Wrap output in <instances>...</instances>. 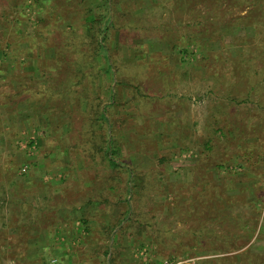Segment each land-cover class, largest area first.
<instances>
[{
	"label": "rangeland",
	"instance_id": "1",
	"mask_svg": "<svg viewBox=\"0 0 264 264\" xmlns=\"http://www.w3.org/2000/svg\"><path fill=\"white\" fill-rule=\"evenodd\" d=\"M104 1L0 0V264H264V0Z\"/></svg>",
	"mask_w": 264,
	"mask_h": 264
},
{
	"label": "trees",
	"instance_id": "2",
	"mask_svg": "<svg viewBox=\"0 0 264 264\" xmlns=\"http://www.w3.org/2000/svg\"><path fill=\"white\" fill-rule=\"evenodd\" d=\"M194 1V2H193ZM199 0H186L185 1V3L186 4H193V3H199L198 2ZM253 4L254 5H258V6H260V7H263V3H261V0H253ZM99 7V12L101 13L100 14V18L99 19H96V20H92V21H97V22H100V21H102V23L104 22L105 23V26H104V28H102V29H100V31L103 33V35L102 36H100L99 37V39H94L93 40V42H95L96 44H97V47H98V49L99 50H102V49H104V43H105V39H106V35H105V33L104 32H106V27H107V25H108V23H111V14H110V8H109V0H106V1H104L100 6H98ZM100 8H101V10H100ZM256 17H258V19L257 20H255L256 21V23H259V22H261L262 20L264 21V10L262 9L261 11H260V14H259V16H256ZM101 23V22H100ZM93 24H96L95 22L93 23ZM90 32H91V27H89V29H88ZM102 116H104V112L102 111L101 113H100V117H102ZM110 138H108V145H107V147H106V154H107V159H109V162L112 164V165H117V161H115L114 159H113V150H112V145H111V142H110V140H109ZM206 145H208V144H206ZM208 147H209V145H208ZM8 182H9V184H8V186H14V184H15V182L13 181V179L11 178H9V176H8ZM4 184V183H3ZM1 191H3V190H1ZM2 193V192H1ZM11 194V193H10ZM11 197H12V195H11ZM256 201H262V198H260V196H256L255 198H254ZM0 200L1 201H3L4 200V202H6V199H5V197H3V195H0ZM15 201H16V203L17 204H19V206L20 207H22V209L21 210H17V211H19L22 215H27V216H29V214L30 213H32L31 212V210H28V205L26 204V202L23 200V198H15ZM14 202V201H13ZM17 204H14V206H16ZM1 207V206H0ZM43 207H46V208H48V209H46V211L47 212H52L54 209H53V206L51 205V206H49L47 203H43ZM42 208V207H41ZM41 208H37L38 209V211H37V213H36V216L34 215V214H31V216H30V220H29V222H27L26 221V219H24L23 218V220L21 221V223H22V226L26 229L27 228V230L28 229H30V227L29 226H31L30 224H34L33 222H36V219L38 220V219H40V217L42 216V218H48L49 216H47V213L45 214V215H43V213L44 212H41L40 210H41ZM45 211V212H46ZM15 212L16 211H11V216L9 217V220L10 221H14V217H15ZM23 217V216H22ZM132 217H133V213H132V208L131 207H129V206H127V208L125 209V211H124V215H123V217H122V219L121 220H119L118 221V223H117V225H119V226H121V229H120V231L121 232H123V231H125V225L123 226L122 225V222H123V220H125V221H127V222H130V221H132ZM36 218V219H35ZM50 219L51 218H48V220H49V224L48 225H52L51 223H53V222H51L50 221ZM9 221V223H11ZM26 223V224H25ZM30 223V224H29ZM25 229H23L22 228V230H20V232H19V235L21 236V237H25V234L24 233H26V231L27 230H25ZM1 237H3V239L5 238L4 236H2L1 235ZM0 237V238H1ZM110 262H111V260H110Z\"/></svg>",
	"mask_w": 264,
	"mask_h": 264
},
{
	"label": "built area",
	"instance_id": "3",
	"mask_svg": "<svg viewBox=\"0 0 264 264\" xmlns=\"http://www.w3.org/2000/svg\"><path fill=\"white\" fill-rule=\"evenodd\" d=\"M45 264H63V263L58 261V259H56V258H51Z\"/></svg>",
	"mask_w": 264,
	"mask_h": 264
}]
</instances>
